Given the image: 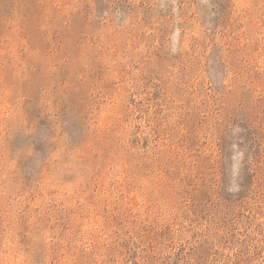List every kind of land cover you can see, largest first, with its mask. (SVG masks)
Listing matches in <instances>:
<instances>
[{
	"label": "rangeland",
	"instance_id": "1",
	"mask_svg": "<svg viewBox=\"0 0 264 264\" xmlns=\"http://www.w3.org/2000/svg\"><path fill=\"white\" fill-rule=\"evenodd\" d=\"M0 264H264V0H0Z\"/></svg>",
	"mask_w": 264,
	"mask_h": 264
}]
</instances>
